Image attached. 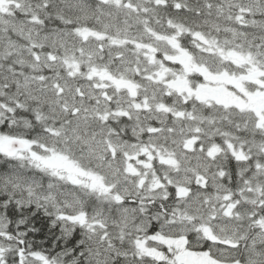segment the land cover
<instances>
[{
  "label": "snow or ice",
  "instance_id": "6c2138e0",
  "mask_svg": "<svg viewBox=\"0 0 264 264\" xmlns=\"http://www.w3.org/2000/svg\"><path fill=\"white\" fill-rule=\"evenodd\" d=\"M0 264H264V0H0Z\"/></svg>",
  "mask_w": 264,
  "mask_h": 264
}]
</instances>
